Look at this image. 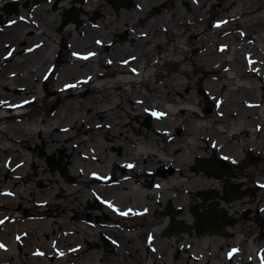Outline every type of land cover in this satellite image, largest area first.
I'll return each mask as SVG.
<instances>
[{"label": "flooded vegetation", "instance_id": "flooded-vegetation-1", "mask_svg": "<svg viewBox=\"0 0 264 264\" xmlns=\"http://www.w3.org/2000/svg\"><path fill=\"white\" fill-rule=\"evenodd\" d=\"M189 1L195 5L200 0ZM6 2L2 7L5 14H0V26H12L14 30L11 40L5 42L3 54L13 57L19 51L44 63L47 67L42 84L51 87L48 94L56 100L60 95L65 99L100 97L104 91L97 92L95 84L108 77L107 69L113 64L124 66V70L115 68V74L130 75L125 81L134 83L137 76H144L145 68L152 66L149 62L142 70L140 63L146 57H154L158 48L164 46L157 37L164 35L173 42L175 28L181 29L186 18L182 5L189 8L187 0ZM46 5L52 12H59L55 32L60 38L54 51L47 52L49 47L43 48L44 41L26 47L23 44L19 49L14 39L18 35L16 30L23 23H32L38 9ZM152 61L155 67L158 57ZM177 62L167 60L165 65L177 67ZM168 71L176 73L180 69L173 67ZM164 75L157 71L153 74L155 83L139 84L138 90H131L135 97L128 93L126 113L130 135L126 136L127 143L117 142L118 137L112 133L116 118L110 114H115V106L99 109L95 102L87 110L97 121L74 117L71 124L57 127L60 131L75 132L73 138L71 135L62 138V146L57 144L59 138L47 140L41 131L38 135L41 142L35 143L33 151L30 149L36 152L37 159H20L14 163L12 157L5 159L0 167V256L3 257L0 264L81 256L78 251L83 243L72 245V240L62 241V237L70 234L73 238L76 228L59 233L60 238L56 237L46 247L40 240V236L47 235L42 226L45 220L52 219L62 226L57 206L65 199L70 200L66 204L70 218L79 219L94 229L100 227L99 238L103 235L102 245L107 251L110 243L121 245L108 233L109 228L117 226L119 220L138 218L139 230L150 228L145 250L156 248L153 243L157 233L167 238L209 236L217 237V243H230L226 255L232 264H255L256 259L258 264H264V246L258 255L257 251L253 254L252 249L243 247L249 240L264 242V122L257 113L260 104L243 99L248 108L232 107L224 111L221 109L224 100L219 101L209 91L199 88L204 94L202 100L210 101V110L217 109L216 115L221 120L211 123L206 133L196 135L189 120L184 119L185 109L176 111L179 102L162 101L158 95V89L171 86L160 84ZM177 95L180 96L179 91ZM34 99L37 97L29 98ZM55 112L52 109V114ZM251 118L256 120L254 125ZM219 124H223L222 131L226 133H221ZM82 135L88 137L87 141L81 139ZM190 135L203 145L186 143L192 148L188 155L182 156L183 140L186 142ZM5 182L10 186L4 185ZM130 187L136 191L137 204L122 206ZM149 218L157 224L151 221L150 226L146 225ZM158 224L162 225L157 231ZM90 240H85L86 244ZM94 245L99 246L97 240Z\"/></svg>", "mask_w": 264, "mask_h": 264}, {"label": "rangeland", "instance_id": "rangeland-1", "mask_svg": "<svg viewBox=\"0 0 264 264\" xmlns=\"http://www.w3.org/2000/svg\"><path fill=\"white\" fill-rule=\"evenodd\" d=\"M13 0H0V14H5L2 10L3 2ZM189 8L182 5L186 18L181 26L175 30L176 36L173 42L164 35L157 37L158 42L164 46L158 48L153 57H146L140 63V67L147 65L149 62L152 66L144 69V76H137L134 83L126 82L130 75L118 76L114 69L124 70V66L113 64L112 68L107 69L108 77L103 78L100 83H96L97 92L103 93L100 97L88 99L91 97H82L65 99L62 95L56 100L48 94L49 88L45 87L42 80V74L47 66L33 58L25 57L21 52L16 51L12 56L7 57L5 52V42L10 41L8 34L0 40V167L6 158L12 157V163L25 159L31 161L37 159L33 147L36 142H41L39 132H43L42 137L47 140L59 138V146H62V138L71 132L60 131L57 127L70 122L74 117H87L90 121H97L88 108L111 106L114 110L110 114L115 119L114 130L112 133L118 139L119 143H127L130 135V126H128L129 117L126 113L128 110L127 100L130 97L128 93L131 90L139 89L140 86L150 85L154 82L153 74L157 71L165 73L161 77L162 86L158 89L162 101L175 99L179 104L175 106L176 111L179 108L185 109L184 119L189 120L193 134L205 132L211 128V123L217 124V109L214 111L210 101H203L204 94L199 88L209 91L217 100H224L222 110L229 111L233 108H248L245 106L243 99L257 100L260 104L257 113L260 114V120L264 122V0H203L195 5L187 0ZM38 9L34 21L30 24L23 23L20 30H16L14 37L16 45L22 49L27 44H36L44 41V46L49 47V53L53 52L60 38L55 32V25L59 20V12H52L49 6ZM182 10V9H181ZM10 17L8 14L6 17ZM5 17V18H6ZM15 18V17H14ZM13 18V19H14ZM41 25L38 27V23ZM0 33L13 32L14 27L3 25ZM173 30V29H172ZM181 35V39L179 36ZM18 36V37H17ZM57 40V41H56ZM24 44V45H23ZM22 47V48H21ZM53 48V49H50ZM18 49V50H19ZM158 57L155 67L153 61ZM26 59V60H25ZM168 61L177 62L170 68L165 65ZM98 68V63L95 64ZM180 69L179 72L172 73L168 70ZM161 69V70H160ZM104 70V69H103ZM85 73V71L82 70ZM80 73V72H79ZM188 73V74H187ZM78 74V73H77ZM186 76H185V75ZM120 80V82H117ZM203 81L199 86L198 83ZM108 82V83H104ZM51 83V82H50ZM49 83V84H50ZM153 84L152 86H154ZM20 86H23L20 88ZM126 87L130 89L127 90ZM186 91L185 89H188ZM171 90H175L174 92ZM178 91L180 96H178ZM108 93V95H107ZM136 96V94H135ZM132 96L131 97H135ZM37 99L29 100V98ZM186 98L184 102L183 99ZM9 100V102H8ZM90 100V101H89ZM214 100V99H213ZM17 104L14 106V104ZM53 107V108H52ZM94 107V108H95ZM52 109L56 110L52 114ZM181 115V118L183 117ZM182 120V119H181ZM253 122L255 118L250 119ZM264 124V123H263ZM79 124H76L78 126ZM220 125V126H219ZM217 127L220 131L224 129L223 124ZM218 130V132H220ZM58 132V133H57ZM226 133V132H221ZM101 135V132L98 133ZM264 134V129H263ZM203 135V134H202ZM52 136V137H51ZM55 137V138H54ZM100 137V136H98ZM51 138V139H50ZM88 138L82 135L81 139ZM101 138V137H100ZM89 139H91L89 137ZM93 138V144L95 142ZM184 142V153L182 156L190 153V146L197 143L195 137L190 135ZM87 141V139H86ZM187 143V144H186ZM61 144V145H60ZM203 145V143H201ZM198 144V145H201ZM30 149L32 151H30ZM80 166V164H77ZM4 171V170H3ZM1 175V173H0ZM1 177V176H0ZM6 186L9 184L4 183ZM190 185V184H189ZM110 195L115 193L109 192ZM82 195V193H80ZM142 195V194H140ZM139 195V196H140ZM138 196V197H139ZM122 206L129 203H136V191L133 187L129 188V194L122 199ZM61 205L57 206V213L61 216L62 226L52 222V219L45 220L42 225L46 237L40 236V240L45 243L43 247L48 246L53 239L60 236L59 233L67 232L76 228L73 238L71 236L62 237L63 242L72 240V245L81 242L82 249L78 252L81 256H66L67 258L46 259L36 261L14 262L4 264H232L231 258L227 257L228 243H217V237L190 238L188 235L174 236L172 238L161 237L156 234L153 250H145L147 245L146 234L150 228L139 230L138 218L122 219L117 221V226L110 227L108 233L112 234L118 241L120 247L110 243L107 248H103L100 234L97 229L92 228L79 219L70 218L71 214L67 210L70 200L60 201ZM76 205V204H75ZM50 207L52 205H49ZM76 207V206H75ZM51 210H55L51 207ZM50 210V211H51ZM49 211V210H48ZM73 215V213H72ZM54 216V215H53ZM145 219L147 217H144ZM142 218V219H144ZM145 222L151 225V221L157 224V221L149 218ZM55 223V224H54ZM163 224V223H162ZM162 224H158L155 230H159ZM116 225V224H115ZM78 228V230H77ZM154 229V228H153ZM107 232V230H106ZM141 232V233H140ZM91 239L89 244L85 240ZM99 239V240H98ZM98 241L96 246L95 241ZM253 244H252V243ZM94 243V244H93ZM224 244L225 246L221 247ZM191 245V246H189ZM264 246L263 241L249 240L243 247L247 250L252 249L253 254L257 251L260 253V247ZM49 250L48 252H50ZM264 251V250H262ZM52 255L55 252L51 253ZM93 254V255H91ZM5 255V254H4ZM3 255V256H4ZM3 259L2 256H0ZM255 258V257H254ZM246 259V258H245ZM256 259V258H255ZM258 264V260H255Z\"/></svg>", "mask_w": 264, "mask_h": 264}, {"label": "bare ground", "instance_id": "bare-ground-1", "mask_svg": "<svg viewBox=\"0 0 264 264\" xmlns=\"http://www.w3.org/2000/svg\"><path fill=\"white\" fill-rule=\"evenodd\" d=\"M7 34H9V35L13 36V33H12V32H9V33H4V34L0 33V40H2L4 37H6V36H7ZM253 101H257V100H253ZM14 106H16V105L14 104Z\"/></svg>", "mask_w": 264, "mask_h": 264}, {"label": "water", "instance_id": "water-1", "mask_svg": "<svg viewBox=\"0 0 264 264\" xmlns=\"http://www.w3.org/2000/svg\"><path fill=\"white\" fill-rule=\"evenodd\" d=\"M210 233L214 234V233H216V232H210Z\"/></svg>", "mask_w": 264, "mask_h": 264}, {"label": "snow or ice", "instance_id": "snow-or-ice-1", "mask_svg": "<svg viewBox=\"0 0 264 264\" xmlns=\"http://www.w3.org/2000/svg\"><path fill=\"white\" fill-rule=\"evenodd\" d=\"M131 167V166H130ZM125 215L127 214V213H124ZM0 246H2V245H0Z\"/></svg>", "mask_w": 264, "mask_h": 264}]
</instances>
